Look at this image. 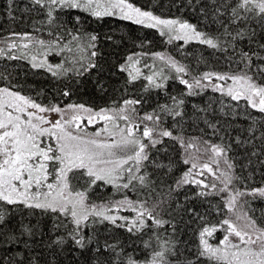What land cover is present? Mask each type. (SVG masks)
<instances>
[{
	"label": "snow or ice",
	"instance_id": "snow-or-ice-1",
	"mask_svg": "<svg viewBox=\"0 0 264 264\" xmlns=\"http://www.w3.org/2000/svg\"><path fill=\"white\" fill-rule=\"evenodd\" d=\"M8 5L11 15L13 0ZM24 11L39 19L31 32L0 36V59L24 60L48 74L61 100L43 104L14 84L0 87V264H56L65 253H77L83 264H200L201 257L213 264H264V209L257 216L254 208L255 201H264V172L259 183L254 172L236 173L232 143L224 142L219 122L202 118L210 135L200 129V135L189 136L184 127L186 97L210 89L220 95L224 117L235 119L243 102L244 118L251 123L241 129L247 138L237 136L236 144L264 141V118L247 112L264 114V43L251 47L257 28L264 33V0H211L201 7L217 25L215 35L179 18H161L131 0H28ZM80 13L156 29L170 44L197 42L224 53L236 70L197 73L164 52H134L117 66L126 79L115 97L120 89L110 94L111 86L101 78L100 38L84 29ZM244 40L247 51L238 47ZM53 56L60 59L53 63ZM89 80L102 104L95 98L91 104L62 103L80 95ZM169 80L184 90L168 93ZM138 81L144 83L134 95L129 86ZM152 92L157 97L163 92L165 100L157 99L148 111L144 93ZM193 109L207 113L212 105ZM169 141L179 146V160L164 163L157 154L167 155ZM109 188L113 196L91 200L93 193ZM189 188L193 192L185 200L208 203L221 219L210 223L207 214L184 208L199 222L195 250L185 254L175 239L174 219L165 217L181 207L174 194ZM209 197L219 203L211 204ZM105 230H124L128 240L148 239L139 249L135 240L129 244L104 235ZM218 232L222 238L211 243Z\"/></svg>",
	"mask_w": 264,
	"mask_h": 264
},
{
	"label": "trees",
	"instance_id": "trees-1",
	"mask_svg": "<svg viewBox=\"0 0 264 264\" xmlns=\"http://www.w3.org/2000/svg\"><path fill=\"white\" fill-rule=\"evenodd\" d=\"M131 1L134 3L139 2V0ZM27 2L28 0H13L12 14L9 15L8 0H0V36H7L13 31H32L33 22L34 20L39 19V17L24 11ZM162 2L161 6L164 9H182V17H180V19H185L187 21L188 19L191 20L192 24L196 25L200 31H206L212 35L216 34L217 25L211 22V16L209 15L206 18L205 15L201 13V7L210 5L211 0H162ZM208 10L209 9H206V11ZM73 14L75 15L77 13ZM80 15L84 21V29L87 32L97 34L100 38L97 42V47L101 53L99 60L103 67L101 78L111 86L110 94L112 89H120V91L115 93V97L121 95L124 80L126 79V74L116 71L117 66L123 63L129 54L134 52L154 53L163 52L165 50L167 54L173 56L181 63L188 65L197 73L205 71L229 72L236 70L235 65H229L225 59L224 53L210 49L205 45H200L197 42H190L189 44L184 45L183 41H173L170 44L165 37H162L159 32L156 31V29L145 28L141 25L132 24L130 21H120L112 17H105L101 20H96L88 17L86 14L80 13ZM65 19H68V17H65ZM256 31L257 35L255 42L251 46L253 49H256L257 43H264V33H261L259 28H257ZM108 36H111L112 39L108 40L106 38ZM155 38L160 41V44L156 43L157 45L154 47L146 45L148 41L155 43ZM141 44L144 45L143 48L139 47ZM238 47L247 51L249 49L248 41H241ZM59 59V57L55 56L50 57V60L53 63L57 62ZM148 62L151 63V59H148ZM0 76L10 77V79H0V87L14 84L17 86L15 90L21 91L22 94L30 95L43 104H47L50 100L54 99L56 101L61 100L60 97L55 95V89L52 86L50 76L46 73L32 70L27 61H8L0 59ZM143 83V81H138L134 88L129 86V91L134 95L140 94ZM166 88L167 92L172 95H176L184 90V86L180 85L179 82L175 80H169ZM41 92V95H37ZM144 95L149 97V103L145 105V110L148 111L151 110V107L155 104L157 99H159L161 103L165 100V94L163 92L160 93L159 97H157L156 92H152L151 94L144 93ZM93 98H95L96 104L99 105L103 103V101H101L95 94L92 81L89 80L81 90L80 95H74L71 100L64 99L62 103L88 102L91 104ZM105 99H107V97ZM220 99V95L218 93H213L210 89L205 90L201 95L186 97L187 106L185 111L187 115L185 117L186 123L184 125L186 134L189 136L200 135V129H204L205 132L210 135L211 130L206 128L202 120L204 116H207V118L213 123L219 122L222 130L221 134L225 136L224 142L232 143V150L229 155L234 159L236 164V173L238 175L248 176L250 172H254L256 173L255 182L259 183L260 173L264 172V164L261 163V161H264V141L256 140L251 144H236L235 138L237 136H240L242 140L247 138V132H242L241 129H246L251 121L244 118L246 113L243 102H241V107L236 110L238 115L235 119L231 116L224 117L221 115L219 112ZM210 103L212 109L207 113L196 112L193 109V105H196L199 108H207ZM247 112H250L253 116L258 118H264V114L256 113L251 109H247ZM257 127H260L259 120ZM259 134V131H257L256 135L259 136ZM212 138L214 140L219 139V137ZM179 151V146L174 145L173 142L169 141L167 142V155L162 151L157 154V159L164 163H168L169 158L174 161L179 160ZM253 152H256L257 155H252ZM183 167L182 164L176 165L177 169L182 170ZM176 175H179V171H176ZM192 192L193 189L189 188L181 191L179 194H174V200L179 203L181 207L173 211L171 217H165L174 219L176 224L175 239L177 240L180 250L184 251L185 254L195 250V245L198 243L195 233L199 227V222L194 220V217L191 214L185 212L183 210L184 208L194 207L196 212L202 215L207 214L208 222L210 223H216L221 219V216L217 215L214 208H209L208 203H202L199 199L185 200V196H191ZM93 195L98 196L92 197ZM111 196H113V192L109 188L107 190H100V192L93 193L91 195V200L93 202H99L101 199H108ZM115 198L117 199L120 197L119 195H116ZM208 200L213 205L219 203L218 198L209 197ZM173 207L175 208V204ZM254 208L256 215L260 216V210L264 209V201H255ZM123 215L130 216L131 213L126 212ZM48 224H50V222H48ZM47 226L48 225L45 227ZM168 231L171 233L170 228ZM103 234L117 235L119 239L124 240L129 244L132 243V240H135L136 247L139 249L143 248V240L148 239V236H144L143 240H138L135 237H132V240H128L127 238L129 234L124 230H113L112 233L105 230ZM153 246H155L154 242ZM44 258L49 261L53 260V257L47 253H45ZM74 260L76 261V264H83V258L77 253L62 254L56 264H73ZM41 264H43V260ZM200 264H213V262L207 258L201 257Z\"/></svg>",
	"mask_w": 264,
	"mask_h": 264
},
{
	"label": "rangeland",
	"instance_id": "rangeland-1",
	"mask_svg": "<svg viewBox=\"0 0 264 264\" xmlns=\"http://www.w3.org/2000/svg\"><path fill=\"white\" fill-rule=\"evenodd\" d=\"M131 2L133 4H135L136 6H138V7H141L144 10H148L149 9V11H152L155 15H157V16H159L161 18L169 19V18H177L178 17L180 19V17H182V15H181L182 9H175V10H172V9H164L161 6V3H163L162 0H139V2H138L139 4L138 3H134L133 1H131ZM112 18H116V17H112ZM184 18H185V16H184ZM116 19H118V18H116ZM181 20H185V19H181ZM185 21H187V20H185ZM188 22L189 23H192L191 20H189V19H188ZM165 39L167 40V37L166 36H165ZM156 43L157 44H160V41L155 38V43H153L152 41H148L146 43V45H149V47H154L155 45H157ZM163 52L167 54V52L165 50ZM213 72H215V71H213ZM52 118L55 119L56 117L53 116ZM91 130L92 129L90 128L89 131H91ZM98 195H93L92 197H97ZM117 199H119V198H117ZM125 213L126 212H122L120 214L123 215ZM222 236H223V233L222 232H218V233H216L215 238L212 239V240H210V242L211 243H218V240L220 238H222Z\"/></svg>",
	"mask_w": 264,
	"mask_h": 264
}]
</instances>
